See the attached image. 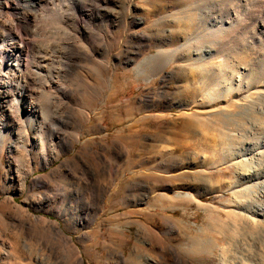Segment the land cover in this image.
<instances>
[{"label": "rangeland", "instance_id": "1", "mask_svg": "<svg viewBox=\"0 0 264 264\" xmlns=\"http://www.w3.org/2000/svg\"><path fill=\"white\" fill-rule=\"evenodd\" d=\"M36 6L25 59L39 112L16 113L0 88V264H264V233L239 214L250 176L235 164L252 138H264V114L242 104L221 113L243 89L211 101L199 71H180V60L200 47L229 72L226 59L241 53L250 64L240 71L264 88V0ZM26 8L23 0H0V63L14 34L6 28ZM211 30L229 34L188 42ZM160 56L176 58L156 73L149 63ZM240 122L252 124L246 139L234 136L244 134ZM52 130L60 135L51 138ZM119 133L123 159L109 155ZM166 133L174 141H164Z\"/></svg>", "mask_w": 264, "mask_h": 264}, {"label": "bare ground", "instance_id": "2", "mask_svg": "<svg viewBox=\"0 0 264 264\" xmlns=\"http://www.w3.org/2000/svg\"><path fill=\"white\" fill-rule=\"evenodd\" d=\"M23 1L26 3L27 8H26V10H22L19 12L20 16L18 18L17 26H10V27L6 28L8 31H10L14 34H13V38L11 40H8L5 42L6 47L1 48V52L7 58L6 59L3 58L4 61H1V63H0V70H3V72H4L3 78L1 77L2 81L0 82L1 91L4 94V99L6 101L10 100V99L13 100V103H11V104H14V108L17 111L16 113H18V114H21L25 110H28L30 112H39L38 106L35 104V102L30 100L31 98L28 95L31 91V85H32V82L34 79L32 77V74L34 72L31 74L30 71L27 70L25 53H27L30 46L33 45V40L29 42V40L26 37L31 32V26H32V22L34 21L33 20L34 17L36 15L37 16L40 15L39 10L36 8L37 7L36 5H37L38 1L40 2L42 0H23ZM104 1H106V0H104ZM102 2H103V0H102ZM56 10H58V9H56ZM195 11H197V10L193 9L190 12V14L187 16V18H185V19H188L190 22L193 19H195V17L197 19V14L195 13ZM39 20L41 21L40 18H39ZM35 25H36L35 27H37V23H35ZM195 25H196V23H195ZM195 25H193V26H195ZM40 26H41V24H40ZM37 30H38V28H37ZM194 32H195V30H194ZM194 32H192L193 35H195ZM226 32L228 33L227 30H216V31L211 30V32H208L206 34L203 33L202 36H198V37L196 36V38L191 37V39L188 42L192 43V41L194 40V42L196 41L197 44H201L204 41L209 40V39H213L214 41H215V39L223 41L226 38L224 36V34ZM37 37H38V35H37ZM36 38L34 41H37ZM36 44L38 45V43H36ZM210 50H207V49L201 48V47L197 48L195 50H192V53L189 54L187 59L180 60V62H181V68H180L181 74L187 75L190 73L191 76H195L196 73H198V71H199L202 75L201 77H202V83H203V89H200V90L201 91L203 90V93H206L205 95L211 101H218V100H222V99L227 100V98L229 97L228 96L229 94L231 95L232 93L233 94L235 92L237 93L242 88L244 91L243 93H245V96L243 97V95H242V98H240V94L237 93L236 96H233L234 98H232V101L229 105H227L225 107H221L222 108L220 110L221 113H227L228 112V114H229V112H230V114H231L232 110L238 108L240 106V104H242L241 106L245 110V112L252 111V113H254V114H258V113L264 114V110L262 111V109L259 108L260 101H264V88H257V85H258L257 83L259 81L258 82L255 81V83L249 81L250 80L249 76L251 74L250 75H249V73L244 74L243 71H240L243 68V66H247L248 63L250 64V60L248 61L247 58L245 59V57L241 56L242 55L241 53H240L241 55L238 54V55H236V57H233V55H232V57L227 56L228 58L226 59L225 62H226V65L229 67V69H231L229 72L225 69L226 66L224 67L223 64H221V67L217 66L215 64L216 62H214L213 60L218 58V54L214 53L215 54V56H214V54H212V52ZM213 50H214V48H213ZM193 51H196V52H193ZM228 52H230V51H228ZM228 52H227V54H228ZM244 54H245V52H244ZM51 57H52V55H51ZM49 58H50V55H49ZM161 58H162L161 56H160V58H154L149 63L150 68L152 70H154L156 73L162 71V69L164 68V65H166V63H168V64L173 63L175 61L176 56H164L163 60ZM27 59H28V57H27ZM47 59H48V56H47ZM222 63H224V62H222ZM41 65H42V63H41ZM34 66L35 65H33V67ZM216 66L218 67V69ZM223 67H224V69H223ZM4 68H6V70ZM225 72L228 73V76H226L227 74H225ZM245 75H247L248 77ZM210 76H214V78H212L213 81H211V82L209 80V78L211 79ZM226 83H228V86L224 87V85ZM32 91H34V90H32ZM43 91L41 90V92H43ZM43 94H44V92H43ZM43 94H42V97H43ZM216 116H217V114H216ZM4 125L6 128H9V125L11 126V122H7ZM248 125H252V124H248L247 122L246 123L240 122L238 124V126L244 134L238 135L235 133L236 135H234V136L237 138L241 137V138L246 139L247 138L246 135L249 136V134H247V131H248L247 126ZM50 133H51V138L56 137L57 135H60V133L56 132V130L55 131L52 130V132H50ZM168 134L172 135V133H168ZM168 134L166 133L163 137V140L166 142L169 141V139L167 138V137H169V136H167ZM234 136H231V137L233 138ZM253 136H251V137H253ZM177 137H176V139H178ZM39 139H40L39 141H40L41 145L46 143V140H45V137L43 136V134H41ZM252 140H253V145H251L252 147L249 149L247 148L248 146L245 147L244 149L241 148L239 151V157H238L241 160H238L236 158L237 161L235 162V164L237 166H239L241 168L242 167L247 168L246 173L247 174L249 173L250 177L248 179H246L244 181V183L252 185L249 187L247 186L245 189L242 190L243 197L244 196L249 197V199L245 202L243 201L242 205L244 207V209H243L244 212L241 211L239 214L241 216H243L248 221V225L250 227V230L254 231L257 229H261L264 233V191L262 192V194L257 192V189H259L262 186H263L262 189H264V171H261L260 169H258V167L260 168L261 166L262 167L264 166V138H262L260 135L259 136L257 135L254 138H252ZM252 140H251V142H252ZM241 147H243V146H241ZM243 175H244V173H243ZM255 195H257V196H255ZM181 198H184V199L187 198L191 202L197 201L194 196H190V195L181 196ZM248 212H250V215ZM263 242H264V240H263ZM67 243L69 244V242H67ZM263 244L264 243H262V245ZM70 246H71V248H74L72 245H70ZM73 250H75V248ZM243 254H245V253H243ZM180 260H178V262H180ZM147 263H149V262L147 261ZM77 264H84V263L81 259H78Z\"/></svg>", "mask_w": 264, "mask_h": 264}, {"label": "crops", "instance_id": "3", "mask_svg": "<svg viewBox=\"0 0 264 264\" xmlns=\"http://www.w3.org/2000/svg\"><path fill=\"white\" fill-rule=\"evenodd\" d=\"M168 134V133H167ZM151 137V139L149 140L150 142L152 141H155L154 140V137H155V134H152V135H150ZM167 136H169V137H167L168 139H169V141L168 142H171V141H174V136L173 135H170V134H168ZM171 136V137H170ZM124 138H126V135L123 133H119L118 135H116V140L118 141V142H120V145H116V146H114V148H112L111 149V151H110V153H109V155L110 154H113V156L114 157H116V158H118V159H123V158H125L126 156H127V154H128V152H127V150L126 149H124V146H123V144H122V139H124ZM171 139V140H170ZM160 140H161V138H160Z\"/></svg>", "mask_w": 264, "mask_h": 264}]
</instances>
